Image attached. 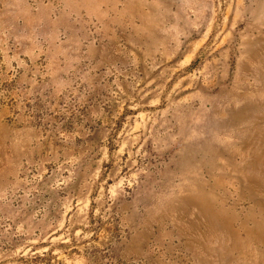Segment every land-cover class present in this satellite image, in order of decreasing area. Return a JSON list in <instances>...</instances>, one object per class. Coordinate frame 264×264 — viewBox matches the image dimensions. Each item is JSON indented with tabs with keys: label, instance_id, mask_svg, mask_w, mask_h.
<instances>
[{
	"label": "rangeland",
	"instance_id": "1",
	"mask_svg": "<svg viewBox=\"0 0 264 264\" xmlns=\"http://www.w3.org/2000/svg\"><path fill=\"white\" fill-rule=\"evenodd\" d=\"M0 264H264V0H0Z\"/></svg>",
	"mask_w": 264,
	"mask_h": 264
}]
</instances>
